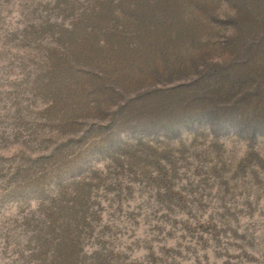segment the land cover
I'll return each instance as SVG.
<instances>
[{
  "label": "rangeland",
  "instance_id": "rangeland-1",
  "mask_svg": "<svg viewBox=\"0 0 264 264\" xmlns=\"http://www.w3.org/2000/svg\"><path fill=\"white\" fill-rule=\"evenodd\" d=\"M257 2L0 0V264H264Z\"/></svg>",
  "mask_w": 264,
  "mask_h": 264
},
{
  "label": "trees",
  "instance_id": "trees-1",
  "mask_svg": "<svg viewBox=\"0 0 264 264\" xmlns=\"http://www.w3.org/2000/svg\"><path fill=\"white\" fill-rule=\"evenodd\" d=\"M257 1H258L257 2L258 7L255 8L254 10H253V8H251V9L249 8V9L251 11L253 10L254 13H255V18L257 19L256 25L261 24L263 26V24H264V0H257ZM242 2L249 3V0H242ZM251 11H249V12H251ZM255 29L256 30H253V33H256V31H257L259 34L262 33L261 36L263 35V33H264L263 32L264 31V28L263 27L261 28V30H258L259 28H257V27ZM245 79H247V78H244V77L242 78L243 81ZM79 219H80V217H79ZM74 241H75L74 246L76 248V242L78 243V240L75 238ZM76 250H77V248H76ZM92 264H110V262L108 261V256H105V257L102 256V257H99L97 259H94L93 262H92Z\"/></svg>",
  "mask_w": 264,
  "mask_h": 264
}]
</instances>
